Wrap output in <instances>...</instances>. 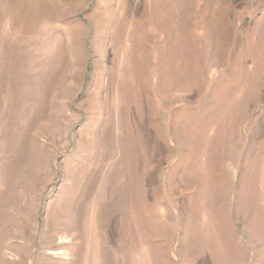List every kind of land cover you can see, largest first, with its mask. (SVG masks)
<instances>
[{"label":"rangeland","instance_id":"374dc122","mask_svg":"<svg viewBox=\"0 0 264 264\" xmlns=\"http://www.w3.org/2000/svg\"><path fill=\"white\" fill-rule=\"evenodd\" d=\"M0 264H264V0H0Z\"/></svg>","mask_w":264,"mask_h":264}]
</instances>
